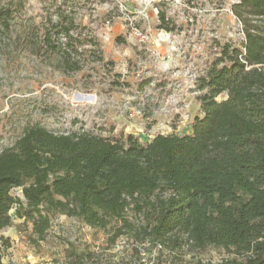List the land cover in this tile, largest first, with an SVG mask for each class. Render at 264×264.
<instances>
[{
  "label": "trees",
  "instance_id": "trees-1",
  "mask_svg": "<svg viewBox=\"0 0 264 264\" xmlns=\"http://www.w3.org/2000/svg\"><path fill=\"white\" fill-rule=\"evenodd\" d=\"M52 1L55 19L35 23L20 17L23 0H0V49L44 55L65 75L83 71L87 59L103 62L96 36L76 22L72 6L62 9L76 0ZM231 12L243 40L223 44L198 80L202 116L191 135L142 143L132 134L26 127L0 151V232L13 226L11 190L20 189L23 200L14 203L28 204L22 225H31L25 233L35 247L64 215L110 233L112 242L128 235L161 247L184 235L198 248L235 250L249 254L244 264H264V0H239ZM61 251L82 264L71 246Z\"/></svg>",
  "mask_w": 264,
  "mask_h": 264
},
{
  "label": "rangeland",
  "instance_id": "rangeland-1",
  "mask_svg": "<svg viewBox=\"0 0 264 264\" xmlns=\"http://www.w3.org/2000/svg\"><path fill=\"white\" fill-rule=\"evenodd\" d=\"M239 0H76V22L95 35L103 62L90 60L83 71L65 75L44 55L0 49V151L13 145L23 130L39 125L55 134L89 133L108 137L132 134L142 143L156 135L188 136L201 117L198 80L225 44L238 45L241 23L231 7ZM17 9L35 23L55 19L52 0H23ZM163 13L164 21L160 19ZM85 34V33H84ZM12 56V57H9ZM89 58H94L89 52ZM86 97V102L75 97ZM13 226L0 232L3 264H73L61 251L68 245L82 264H244L249 254L207 246L198 248L184 235L159 249L149 240L111 234L76 218L57 215L45 241L28 242L21 208L11 190Z\"/></svg>",
  "mask_w": 264,
  "mask_h": 264
},
{
  "label": "built area",
  "instance_id": "built-area-1",
  "mask_svg": "<svg viewBox=\"0 0 264 264\" xmlns=\"http://www.w3.org/2000/svg\"><path fill=\"white\" fill-rule=\"evenodd\" d=\"M241 40H243V32H242V30H241ZM159 248H160V246L158 245V246L155 247V250L159 249ZM129 264H152V263H148L145 260H141L139 262H131Z\"/></svg>",
  "mask_w": 264,
  "mask_h": 264
},
{
  "label": "bare ground",
  "instance_id": "bare-ground-1",
  "mask_svg": "<svg viewBox=\"0 0 264 264\" xmlns=\"http://www.w3.org/2000/svg\"><path fill=\"white\" fill-rule=\"evenodd\" d=\"M75 98H76L75 101H78V102H86L87 101L86 97H83L81 95H78Z\"/></svg>",
  "mask_w": 264,
  "mask_h": 264
}]
</instances>
